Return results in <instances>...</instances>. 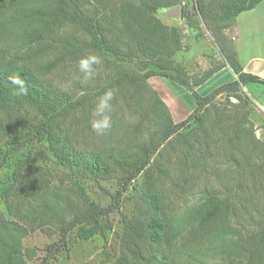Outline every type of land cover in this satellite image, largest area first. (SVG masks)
Instances as JSON below:
<instances>
[{"label": "trees", "instance_id": "16d2710c", "mask_svg": "<svg viewBox=\"0 0 264 264\" xmlns=\"http://www.w3.org/2000/svg\"><path fill=\"white\" fill-rule=\"evenodd\" d=\"M182 1L0 0V112L11 126L45 142L69 175L117 185L106 207L90 200L77 182L64 192L43 194L31 187L16 196V204L12 186L0 190V202L14 216L0 213V264H31L37 258L34 249L22 244L35 227L58 232L37 264H56L57 256L68 251L74 229L84 240L109 231L100 221L120 209L123 194L139 175L133 212L121 219L126 254L115 264H264V214L254 216L264 211L259 202L264 199V141L256 137L248 107L253 101L243 91L249 83L264 85V80L243 72L225 34L238 15L262 0H193L191 11L182 6L181 18L189 19L194 12L223 59L193 85H203L226 66L236 76L207 95L192 88L188 72L174 61L185 49L179 29L158 16L159 9ZM67 27L73 31L65 32ZM3 40L15 44L10 56L3 55ZM90 53L103 60L98 76L105 79L99 84L90 86L82 74L73 93L48 79L60 64L71 62L75 69L78 59ZM124 62L137 63L139 71L128 70ZM155 76L191 109L186 119L173 121L148 83ZM13 78L22 82V90L12 84ZM175 84L191 94L194 107ZM109 89L114 93L111 127L97 135L90 126L92 112L97 98ZM224 94L227 104L215 102ZM191 124L195 130H189ZM5 129L0 120V130ZM10 138L13 146H22ZM217 147L228 165L218 174L222 188L200 184L198 174L199 168L209 167ZM164 149L175 157L173 162L165 160ZM9 158L0 146V169ZM195 191L197 201L175 210L172 194L190 197ZM242 206L255 224L237 221Z\"/></svg>", "mask_w": 264, "mask_h": 264}, {"label": "rangeland", "instance_id": "374dc122", "mask_svg": "<svg viewBox=\"0 0 264 264\" xmlns=\"http://www.w3.org/2000/svg\"><path fill=\"white\" fill-rule=\"evenodd\" d=\"M192 1L193 0H183L181 6H185L187 10L191 11L193 5ZM163 20L167 25L175 26L179 29L184 47L185 45L191 43L190 36L187 33L188 30L192 29L195 37L204 36V34L206 35L210 43V45L206 46L204 49L205 54L209 57V64L206 65L207 69L222 62L223 59L213 42L210 32L206 30L202 20L194 15V12H192L189 19L180 18L179 21ZM238 21L241 26L245 27L246 24L250 28L249 34L251 38H253L254 43L248 51L255 52L259 49H263L264 3L261 4L260 2L254 9L241 13L238 16ZM71 31H73L72 28H65V32L69 33ZM235 31L236 29L234 23L228 30L225 31V34L229 39H231L232 36H235ZM251 38L245 40L247 44H250L249 41ZM2 42L3 45H1V47L5 50L3 55L10 56V48L14 47V42H10V40H3ZM183 51L185 50L183 49L182 51L176 53L174 61L178 66L180 65L183 69H185L187 67H183L180 62L185 61V58L183 59L182 57ZM217 53L220 55V59L218 60L217 57H215ZM196 61L198 62V65L193 62L190 64L189 68L185 69L186 72H188V76L190 78L189 81L193 87V82L202 76L203 72L207 70L202 69L199 65V61L197 59ZM201 61L202 60H200V62ZM102 64L103 60L100 65L96 66V75L91 80L86 81L90 84V86L99 84L105 79L104 75L98 76L103 71ZM72 65L73 64L71 62L60 64L48 76V79L56 86L72 91L73 93H77L79 88H77L76 82L80 79L82 73L78 71L76 66L75 69H73L71 67ZM123 66L130 71H139L138 65L135 62H124ZM229 72L230 71L221 72L212 77L200 88L198 93L206 95L216 87L229 83L231 81V74ZM253 86L257 87L256 90H258V92L254 98L255 102L248 107L251 112L250 117L254 121L256 137L261 141H264V94H262V90H264V88L256 84H253ZM175 87L183 94V97L189 104L195 105L194 99H192L177 84H175ZM230 101L235 102V99L231 98ZM215 102L227 104L226 95L224 94L217 97ZM210 118L211 114L208 112L206 119L210 120ZM0 120L6 125L5 130H0V146L3 150H8L10 154L7 165L0 169V190L12 186L13 196H11V200H13L15 204L20 201V198H17L16 196H19L20 192L27 194V190L31 187L33 191H41L43 194L53 190L64 192L75 186L76 182L80 184L85 194H87L89 199L95 204L106 207L111 203L112 195L115 194V190L117 189V185L114 181L96 182L87 178H77L75 175L71 174L70 177L62 166L56 164V161L53 158L52 153L48 150L45 142L36 141L35 137H33V135L24 128H15L14 126H11V123L7 120L6 115L1 112ZM75 120L76 119L74 118L73 122ZM195 129V124H191L189 130ZM10 136H14L20 140L22 146H13L10 143ZM167 151L168 149H164L163 156L166 157L165 160L169 159L171 163L175 157L170 155ZM214 152L215 156L212 158L213 160H208V163L210 162L209 167L198 169V174L201 177L199 182L200 184H205L209 187L212 185L214 188H222V185L218 180V174L225 172L228 165L221 159L220 154L222 155V153L218 147L214 150ZM141 181L142 176L139 175L123 194L120 209L100 221V224L111 227L109 231H105L103 234L97 233L92 238L84 240L76 237V229H74L68 235V251H64L57 256L58 259L56 264H115L118 258L124 256L126 254L127 247L122 240L123 225L121 223V219L122 216H130L132 214L135 201L138 198L140 191ZM249 188H252V185H250ZM245 193L247 195L249 194L248 192ZM175 194L171 195L170 200L174 204V208L177 211H179V209H184L186 205L197 201L199 197L196 191L195 194L193 193L190 197H177ZM259 202L261 205L264 204V199H260ZM248 207L251 208V205H248ZM244 208L242 206L241 210L239 209V217L237 221H242L243 219L244 223L248 222L250 225L255 224L256 220L253 219L250 221V212H247L248 208ZM0 213L11 219L14 217H11L2 202H0ZM261 214H264V211L260 214L257 213L254 216L256 219H259ZM57 238L58 232L55 231L53 227H35L33 232L23 239L22 244L24 248L34 249L37 253V258H39L44 254L45 247L56 241ZM37 258L34 259V261H30V263L37 264Z\"/></svg>", "mask_w": 264, "mask_h": 264}, {"label": "crops", "instance_id": "0c3cea01", "mask_svg": "<svg viewBox=\"0 0 264 264\" xmlns=\"http://www.w3.org/2000/svg\"><path fill=\"white\" fill-rule=\"evenodd\" d=\"M262 3H264V0L261 1V4ZM238 16L235 22V29H236L235 36L231 37L237 60L239 64L241 65L244 73L257 76L260 79L264 80V45H263V49H259L255 52L248 51V49L251 48V45L254 43V41H253V38H251L249 34L250 28L246 24H245V27L241 26L240 22L238 21ZM187 33L190 36L191 43L188 45H185V49H184L185 51L182 52L183 53L182 57L183 59L185 58V61L184 62L180 61L181 65L187 68H189L190 64L193 62H195L198 65V62L196 61L197 59L199 61L200 67H202V69H207L206 65L209 64L208 62L209 57L208 55L205 54L204 49L206 46L210 45L209 40L207 39L205 34L204 36L202 35L200 37H195V34L192 29L188 30ZM248 38H251V40L249 41L250 44H247L245 41ZM215 57H217V60L220 59L219 53H217ZM192 59H195V60H192ZM200 60L202 61L200 62ZM225 71H230L229 73L231 74V81L236 78L235 74L231 71V69L228 66L223 67L220 71L215 73L212 77H214L215 75H218L221 72H225ZM207 82H205L204 84H206ZM148 83L153 89H155L158 92L161 99L165 102V104L167 105V107L169 108L171 112V116L175 123H178L186 119L190 115L191 109H189L180 100L177 94L173 92L171 87L163 79H161L160 77H156V76L151 77L148 79ZM253 84H256V83H249L245 85L243 87V91L252 99L253 102H255L254 98L258 90H256L257 87L253 86ZM203 85L194 86L193 89L196 92H199L200 88ZM256 85H260L264 88V85L262 84H256ZM186 93L189 96L191 95L188 92ZM262 94H264V90H262ZM190 106L194 107L193 104H190Z\"/></svg>", "mask_w": 264, "mask_h": 264}, {"label": "clouds", "instance_id": "9594fccd", "mask_svg": "<svg viewBox=\"0 0 264 264\" xmlns=\"http://www.w3.org/2000/svg\"><path fill=\"white\" fill-rule=\"evenodd\" d=\"M102 63V59L95 53L80 57L77 61V68L83 74L85 81L91 80L96 75V66ZM12 84L23 89L22 82L18 78L12 79ZM114 93L111 89L105 91L95 102L90 121L91 129L97 135H104L111 127V110Z\"/></svg>", "mask_w": 264, "mask_h": 264}, {"label": "water", "instance_id": "95a60500", "mask_svg": "<svg viewBox=\"0 0 264 264\" xmlns=\"http://www.w3.org/2000/svg\"><path fill=\"white\" fill-rule=\"evenodd\" d=\"M181 10V4H177L169 8L159 9L158 16L166 20L179 21L181 18Z\"/></svg>", "mask_w": 264, "mask_h": 264}]
</instances>
